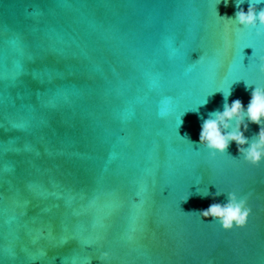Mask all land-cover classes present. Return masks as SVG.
I'll return each instance as SVG.
<instances>
[{
  "label": "water",
  "instance_id": "water-1",
  "mask_svg": "<svg viewBox=\"0 0 264 264\" xmlns=\"http://www.w3.org/2000/svg\"><path fill=\"white\" fill-rule=\"evenodd\" d=\"M216 2L0 0V264H264V160L180 137L264 87V34ZM205 186L244 227L195 213Z\"/></svg>",
  "mask_w": 264,
  "mask_h": 264
},
{
  "label": "clouds",
  "instance_id": "clouds-1",
  "mask_svg": "<svg viewBox=\"0 0 264 264\" xmlns=\"http://www.w3.org/2000/svg\"><path fill=\"white\" fill-rule=\"evenodd\" d=\"M219 3L221 0L216 2L217 17L225 21L227 25H231L237 34L244 30H254L257 36L264 34V0H234L236 11L232 16L218 14L217 5ZM228 3L229 0H223L225 7ZM244 4H247L246 9L243 7ZM244 48L251 47L246 45ZM258 67L259 71L264 73V55L258 56ZM244 83L247 90L249 84L245 81ZM216 92H220L223 97L222 107L208 112L207 117L202 119L198 139L192 141L187 134L180 137L186 139L192 146L197 144L206 149L209 158H214L217 154H225L229 145L234 143L243 161L253 166L257 165L264 160V87H252L246 105L239 98L229 102L230 88L227 91L217 90L209 95ZM206 103L207 97L199 106ZM191 111L198 112L199 109L197 107ZM181 123L180 119L179 125ZM250 124L257 125V131L252 136H246L245 132L248 131ZM194 183L199 185L201 181L197 179ZM196 192L201 196L225 195L224 202H212L206 208L195 212L202 220L211 218L210 221H216L224 231L245 226L251 212L246 197L238 196L234 192H223L217 187L216 191L211 194L207 186L198 187ZM187 198L185 196L183 201ZM109 256V251H100L96 258L106 264Z\"/></svg>",
  "mask_w": 264,
  "mask_h": 264
}]
</instances>
